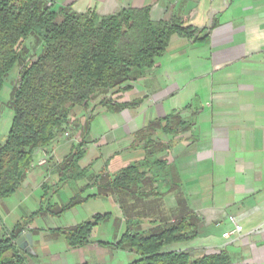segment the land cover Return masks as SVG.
Segmentation results:
<instances>
[{
	"label": "crops",
	"instance_id": "1",
	"mask_svg": "<svg viewBox=\"0 0 264 264\" xmlns=\"http://www.w3.org/2000/svg\"><path fill=\"white\" fill-rule=\"evenodd\" d=\"M45 1L99 16L148 7L153 21L180 18L205 29L207 37L193 43L172 36L153 68L134 72L130 90L107 95L111 102L103 104L101 94L100 106L92 101L75 108L69 128L74 125L79 132L68 139L59 135L47 150L36 151L18 190L35 187L45 195L63 187L61 168L38 164L47 156L57 166L82 141L91 156L82 162L86 166L80 165L86 154L79 162L80 177L68 179L85 180L69 202L79 195L84 200L79 206L106 198L109 180L132 165L144 175L130 190L118 188L124 202L133 207L134 200H143L159 216L167 213V223L192 221L196 238L171 250H225L233 264H264V0ZM103 156L107 161L98 165ZM52 207L33 214L52 217L61 208ZM134 214L129 218L142 219ZM159 216L144 219L159 222ZM230 217L242 232L225 240L221 235L233 229ZM20 227L19 237L40 231ZM1 233L2 239L6 235ZM91 240L67 247L73 256L80 253L77 261L52 254L44 262L51 252L41 245L35 251L32 245L26 263L86 264L84 250L96 245Z\"/></svg>",
	"mask_w": 264,
	"mask_h": 264
},
{
	"label": "trees",
	"instance_id": "2",
	"mask_svg": "<svg viewBox=\"0 0 264 264\" xmlns=\"http://www.w3.org/2000/svg\"><path fill=\"white\" fill-rule=\"evenodd\" d=\"M204 31L186 25L180 18L153 21L148 7L124 8L99 16L56 7L45 0H0V91L21 60L23 44L35 37L42 45L36 58L20 67L12 90L13 116L8 134L0 143V199L17 192L32 167L35 152L47 150L65 132L75 108H86L98 94L104 95L100 104L111 102L107 95L131 89L135 71L155 66L172 36L194 43L207 37ZM82 143L57 165L63 173L61 180L80 177L79 162L85 154ZM143 175L130 165L114 175L103 191H128ZM83 201L74 197L57 213ZM106 217L108 214H96L63 231L68 247L88 244L93 227ZM150 224L152 228L145 231L127 224L117 241L118 248L136 255L129 264H233L225 250L170 249L196 238L190 219ZM21 231L17 224L8 237L0 240V264H27L26 259L32 258L16 245ZM9 253L12 255L7 257Z\"/></svg>",
	"mask_w": 264,
	"mask_h": 264
},
{
	"label": "rangeland",
	"instance_id": "3",
	"mask_svg": "<svg viewBox=\"0 0 264 264\" xmlns=\"http://www.w3.org/2000/svg\"><path fill=\"white\" fill-rule=\"evenodd\" d=\"M41 51L42 45L40 41L35 37H30L20 49L21 60L19 64L5 78L3 87L0 91V143L4 142L10 128L13 116L11 108L12 90L18 82L20 67L23 64H28L30 61L34 60ZM100 98L101 94H98L92 101L96 103L97 106H100ZM71 114H73V112ZM78 129L75 128L74 125H71L70 128H66L65 132L61 134V137L64 136L65 139L73 138L79 132ZM82 130L83 129H80V131ZM79 143H82V141H79ZM82 144L84 145V142ZM85 152L86 157L80 162V165L82 164V166H86V164L82 162H85V160L89 161L91 156L89 151ZM48 160L47 156H45L43 160L39 162L38 166L50 165L49 168L57 167L55 166L57 162L52 161L49 164ZM106 161L107 160L103 156V158L99 160L98 165H104ZM60 182L61 185L64 184L63 187L60 188L59 186L58 189L55 187L54 189L50 188V191L48 190L45 195L43 194L42 189L30 187L27 190L22 188L21 191L18 190L14 195L0 199V229L2 230L1 234L6 235L3 238L8 237L16 223L19 222L20 225L24 226L27 224L28 227H32V229H40V231L35 233H29L31 234L32 245H34L35 248L34 250L36 251L37 247L41 245L48 248L51 252L45 260L43 259L44 262L50 261L52 254L60 255L62 259L67 262L71 261L70 258L77 261V259L81 257L77 258L75 256H79L80 253H76L77 255L73 256L67 252L68 245L65 243V238L61 231L72 225L90 219L92 215L108 214V217L101 219L98 222L97 226L91 233L90 239H92V242H96V245L84 250L83 260H85L86 264H129L136 259V255L129 252L127 249L118 248L116 246L117 241L120 239L127 224L135 227L138 226L140 231L152 228L150 222L145 219L155 218L159 216V212L154 211L152 207L146 205L143 200H134L135 205L132 207L128 205V202H124V199H122L115 190L110 192V194L104 199L90 200L87 204L80 206L77 205L72 209L53 214L52 217L48 216L43 218L41 216H35L33 214L35 211L41 209L45 211L48 206L51 207L49 209L53 210L54 208L52 206H54V204H57L58 208L62 205H66L69 202V199L77 193L78 188L85 184V180L72 181L64 179L58 181L59 184ZM155 184L156 186L161 185L159 182H156ZM160 189L156 188L153 191L161 192ZM56 190L57 192L55 193ZM94 191L95 190H91L90 192ZM81 196L83 195H79L80 198ZM116 196L120 197L117 198ZM55 208L58 209L57 207ZM132 210H134V215L136 217L142 219H130L129 217L131 216ZM58 211L60 210L58 209ZM159 217L160 219L158 223L164 225L167 223L164 219L165 217H169V215L163 211ZM181 246L185 245H175L170 249H175V247L179 248ZM11 255L12 253H9L7 254V257H10Z\"/></svg>",
	"mask_w": 264,
	"mask_h": 264
},
{
	"label": "water",
	"instance_id": "4",
	"mask_svg": "<svg viewBox=\"0 0 264 264\" xmlns=\"http://www.w3.org/2000/svg\"><path fill=\"white\" fill-rule=\"evenodd\" d=\"M16 245L20 250H23L28 254H33V250L31 248L32 247L31 234H26L24 236L19 237L16 240Z\"/></svg>",
	"mask_w": 264,
	"mask_h": 264
},
{
	"label": "built area",
	"instance_id": "5",
	"mask_svg": "<svg viewBox=\"0 0 264 264\" xmlns=\"http://www.w3.org/2000/svg\"><path fill=\"white\" fill-rule=\"evenodd\" d=\"M229 222L233 225V229L229 232H224L221 237L223 239H229L232 236H238L242 232V227L238 225L233 217L229 218Z\"/></svg>",
	"mask_w": 264,
	"mask_h": 264
}]
</instances>
